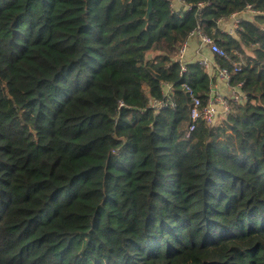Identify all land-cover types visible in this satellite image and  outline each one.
Masks as SVG:
<instances>
[{
    "label": "trees",
    "instance_id": "1",
    "mask_svg": "<svg viewBox=\"0 0 264 264\" xmlns=\"http://www.w3.org/2000/svg\"><path fill=\"white\" fill-rule=\"evenodd\" d=\"M148 1L0 0V264H264V0ZM197 26L245 100L187 134Z\"/></svg>",
    "mask_w": 264,
    "mask_h": 264
},
{
    "label": "built area",
    "instance_id": "2",
    "mask_svg": "<svg viewBox=\"0 0 264 264\" xmlns=\"http://www.w3.org/2000/svg\"><path fill=\"white\" fill-rule=\"evenodd\" d=\"M166 1L170 2L172 7L174 6L175 3H180L182 5L180 0H166ZM185 8L188 9V6H186ZM246 12L256 13L257 11L252 10L249 6ZM239 14L236 13L232 15L235 17V20L233 22L231 29L227 31V33L230 35L235 34L236 30L239 29V24L242 21L241 17H237ZM191 37L197 38V40L199 41L200 48L204 47L208 49L210 53L215 54L216 56L221 57L223 59L230 60L227 52L221 47H219L210 36L203 34L199 26H197L191 32L190 38ZM187 48H188V41L185 42L180 47L176 56V60L178 61L182 72H185L186 70L185 56H186ZM236 55L239 57V60L236 62H232L231 69L227 67H220L215 62H211L206 58L199 59L198 63L206 71V73L212 80V83L210 86V92L206 104L204 105L202 104L199 98L194 96L192 89L189 86L184 85L185 92L189 94L192 100L191 108L189 111L190 124L188 127L187 134H189L191 131L194 130L199 120L203 121L208 125H213L218 121L221 115L225 116L227 114L231 104H238L245 100V95L241 90L242 82L236 83L234 85H232L231 83L232 75L239 73L244 67V61L242 60L241 55L239 53H236ZM215 79L216 82L214 81ZM218 82L226 86V88L229 91L228 95H224L219 91L217 87ZM170 92H171L170 86L165 85L163 98L160 100H149V106L153 108L155 111H160L167 108L173 109L175 107V103L174 100L171 98Z\"/></svg>",
    "mask_w": 264,
    "mask_h": 264
},
{
    "label": "crops",
    "instance_id": "3",
    "mask_svg": "<svg viewBox=\"0 0 264 264\" xmlns=\"http://www.w3.org/2000/svg\"><path fill=\"white\" fill-rule=\"evenodd\" d=\"M174 5L175 7H179L181 4L175 3ZM243 16H244V13L239 14L237 17L242 18ZM234 20H235V17L231 16L228 20L220 21L218 24L219 29L221 31L227 32L228 30L231 29L230 26L232 27ZM226 26L228 27V29H222V27H226ZM201 58H206L207 60L214 62L212 53H210L208 49L204 47L200 48L199 41L197 40V38L191 37L188 41V48H187L186 56H185L186 62L199 61V59ZM214 81L216 82V79ZM217 87L221 93H223L224 95H228L229 91L224 84L218 82Z\"/></svg>",
    "mask_w": 264,
    "mask_h": 264
},
{
    "label": "water",
    "instance_id": "4",
    "mask_svg": "<svg viewBox=\"0 0 264 264\" xmlns=\"http://www.w3.org/2000/svg\"><path fill=\"white\" fill-rule=\"evenodd\" d=\"M150 9H151V1L149 0L148 1V7H147V16H148V14L150 12Z\"/></svg>",
    "mask_w": 264,
    "mask_h": 264
},
{
    "label": "rangeland",
    "instance_id": "5",
    "mask_svg": "<svg viewBox=\"0 0 264 264\" xmlns=\"http://www.w3.org/2000/svg\"><path fill=\"white\" fill-rule=\"evenodd\" d=\"M230 28H231V26H230ZM222 29H228V27L226 26V27H222Z\"/></svg>",
    "mask_w": 264,
    "mask_h": 264
}]
</instances>
